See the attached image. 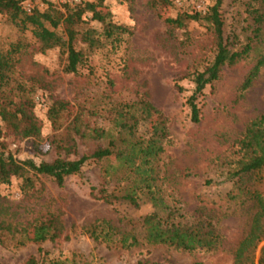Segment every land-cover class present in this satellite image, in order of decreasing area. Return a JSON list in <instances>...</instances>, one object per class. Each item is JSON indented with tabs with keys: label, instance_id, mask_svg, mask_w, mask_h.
Segmentation results:
<instances>
[{
	"label": "rangeland",
	"instance_id": "374dc122",
	"mask_svg": "<svg viewBox=\"0 0 264 264\" xmlns=\"http://www.w3.org/2000/svg\"><path fill=\"white\" fill-rule=\"evenodd\" d=\"M19 1L26 11H43L47 3L62 10L66 3L89 0ZM246 2L222 0L220 8L223 37L229 42L237 37L235 50L246 46L251 35ZM213 3L214 0H171L170 8L159 11L151 8L148 0H132L130 4L106 1L111 21L130 34H124L113 48L106 42L103 48L93 51L82 45L88 59L76 74L64 71L63 50L54 48L41 53L29 31L20 33L0 13V50L6 51L18 41L26 44L16 56L18 62L2 88V96L15 103L30 99L40 127L37 137L24 139L0 119V151L18 161H51L58 146L65 145L64 129L74 126L76 115V127L100 126L107 133L98 142L78 138L79 155L107 146L110 139L123 149L122 140L129 141L130 137L116 128L120 127L118 105L131 104L137 96L146 94L167 127L164 151L154 165L170 206L180 209L183 215L192 214L200 206L211 209L220 237L213 250L184 251L168 245H148L142 237L140 221L153 210L150 202L143 199L135 209L123 201L108 204L90 196V185L105 187L108 194L115 196L124 193L127 169L119 158L111 157L85 164L81 174L67 177L61 187L49 177L33 173L28 174L29 185H24L23 178H11L8 184L0 185V264H23L30 257L39 264H234L235 249L256 212L247 191L264 197V169L261 178L245 175L241 180L227 179L235 159V142L242 137L246 125L264 112V66L251 87L241 89L250 70L264 59V33L252 41L242 60L225 66L219 80L205 87L196 102L200 121L192 123L186 103L194 87L191 77L213 61V28L202 19L185 20L184 29H172L164 21L167 16L195 12L204 15ZM89 26L102 29L96 22ZM176 85L182 88L180 92ZM53 99L69 104L67 114L61 113L55 124L47 114ZM152 124L153 119L139 120L136 137L149 136ZM49 217L57 219L59 236L53 241H32L33 226ZM101 221L120 232L133 231L138 245L124 249L119 235L105 237L104 232L100 236L101 228L96 240L90 231Z\"/></svg>",
	"mask_w": 264,
	"mask_h": 264
},
{
	"label": "trees",
	"instance_id": "16d2710c",
	"mask_svg": "<svg viewBox=\"0 0 264 264\" xmlns=\"http://www.w3.org/2000/svg\"><path fill=\"white\" fill-rule=\"evenodd\" d=\"M108 0H89L79 3H66L63 9H57L50 3L45 10L36 8L26 11L19 0H0V13L5 15L11 25L20 33L29 31L39 44L41 53L59 48L66 54V73L76 74L87 63L88 56L82 48L86 46L89 51L103 48L104 42L111 47H117L124 34L130 32L123 26L111 21V14L106 5ZM131 3L132 0H115ZM151 8L162 11L171 7V0H148ZM222 0H214L204 15L195 12L192 15L182 14L165 17L164 21L172 29H184L185 20H204L213 28L215 36V56L213 61L202 71L195 72L191 81L193 91L186 103L190 110L192 123L200 121V110L197 99L206 86L218 81L225 66H233L242 60L249 50L254 39H259L264 33V0H247L246 13L249 17L248 28L251 35L247 45L241 50H235L237 37L229 42L223 37V21L220 8ZM89 15V17H88ZM90 22L101 25L99 31L90 27ZM61 32V33H58ZM26 44L21 41L11 44L6 51L0 50V119L9 130L21 138L37 137L40 127L33 116V104L30 99H22L15 103L2 96V88L7 84L8 76L18 62L19 55ZM264 66V59L257 61L256 65L247 74L241 89L251 87ZM180 92L182 88L175 86ZM19 88V86H18ZM68 102L53 99L48 109V117L53 124L61 117V113L68 111ZM134 110L131 112L130 110ZM118 115L117 126L120 132L130 137L129 141L122 140L123 149H118L116 141L110 139L107 146H97L92 151L78 154V138L85 141L98 142L106 138L107 133L99 127H76L79 116H74L73 127H65L67 140L65 145L58 146L59 151L51 161L36 164L32 160L18 161L11 154L0 151V185L8 184L11 178H23L24 185L30 184L29 173L49 177L61 187L69 176L81 174L82 167L87 163L99 162L106 158H119L126 167L128 184L121 196L108 194L105 187L89 186L90 196L95 200H103L112 204L114 200L128 203L138 209L143 199L151 203L153 210L144 215L140 221L141 234L148 245H168L184 251L196 249L213 250L219 243L215 214L205 206H200L190 215L180 214V209L171 207L164 190L159 184L155 161L163 153V141L168 137L165 119L161 112L148 100L146 94L137 96L131 104H119L116 110ZM68 117V115H67ZM140 117V119L138 118ZM154 120L151 133L147 137L136 134L140 127L138 121ZM60 128V127H54ZM233 151L235 159L230 163L233 168L228 172V181L241 180L242 176L253 175L261 178L264 169V112L258 118L251 120L245 127L243 135L235 142ZM207 183V182H206ZM249 201L253 202L256 212L251 225L244 238L238 243L234 252V264H264V197L258 192L247 191ZM170 201H175L171 198ZM56 218L49 217L39 221L33 226L32 241L42 243L46 240H55L60 229ZM101 228L100 232L99 229ZM107 231H104L105 229ZM104 232L105 237L119 235V244L124 249L138 245V236L133 231H119L109 222L101 221L100 225L93 226L90 234L96 240ZM259 248V250H258ZM258 251V252H257ZM23 264H39L30 257ZM201 264V263H195Z\"/></svg>",
	"mask_w": 264,
	"mask_h": 264
},
{
	"label": "built area",
	"instance_id": "2783aa9c",
	"mask_svg": "<svg viewBox=\"0 0 264 264\" xmlns=\"http://www.w3.org/2000/svg\"><path fill=\"white\" fill-rule=\"evenodd\" d=\"M30 10H28V12H29Z\"/></svg>",
	"mask_w": 264,
	"mask_h": 264
}]
</instances>
